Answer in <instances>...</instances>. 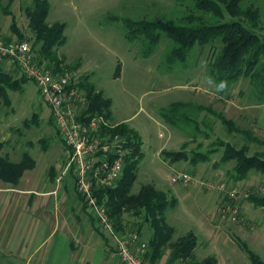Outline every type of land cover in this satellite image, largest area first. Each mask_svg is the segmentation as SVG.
I'll use <instances>...</instances> for the list:
<instances>
[{"label":"rangeland","instance_id":"374dc122","mask_svg":"<svg viewBox=\"0 0 264 264\" xmlns=\"http://www.w3.org/2000/svg\"><path fill=\"white\" fill-rule=\"evenodd\" d=\"M48 1L46 21L65 24L66 40L56 51L66 64L76 65L68 70L79 75L89 74L96 87L112 99L113 120L127 119L125 123L141 136L142 157L131 192H137L143 183H152L166 191L169 198L177 199L173 208L167 206L165 209L166 221L174 227L171 240L192 231L196 238L197 260L213 255L216 264H250L235 240L238 238L264 260V206L247 199L251 193L264 192V175L251 170L243 179L234 180V161L220 160L226 143L235 147L245 145L248 154L264 152V103L255 102L248 80L234 82L227 95L218 93L206 72L211 50L208 46L194 47L186 65L170 66L164 61L167 38L161 39L150 56L143 57L138 44L125 39L121 21L109 19L110 16L143 15L151 18L163 13L175 16L184 6L180 7L174 0ZM250 1L260 9V29L264 33V0H243L242 4ZM30 3L31 0H0V40L21 39L32 44L33 34L25 13ZM18 33L22 34L21 38ZM117 65L120 69L115 77ZM1 69L11 71L14 77L21 75L14 64L4 63ZM8 94L9 104H0V139L4 141L0 153L18 161L23 151H28L35 166L26 169L25 175L38 178L42 183L52 181L53 173L58 179L65 164L66 150L36 84L27 78L20 89L9 90ZM173 101L209 104L240 127L251 130L258 141L241 133L227 132L219 119L206 110L195 115L200 129L198 135L188 136L184 130L169 125L159 114L161 107ZM34 113L38 115L36 123ZM25 119L29 120V125L24 123ZM40 138L47 140L44 147ZM179 149L188 153L187 159L173 161L163 154L164 150ZM194 151L208 152L207 158L190 162ZM178 172L189 173L192 180L185 185L171 181ZM63 177L59 179L57 194L62 192L67 197L72 187L64 189ZM206 181L235 188V198H227L225 191L215 186L202 184ZM228 204L229 210L225 208ZM123 216L124 222H128L126 229L132 230L130 223L137 218L127 213ZM150 232L149 224L144 223L141 235L146 242ZM169 253V247H164L161 264H184L181 260L167 262Z\"/></svg>","mask_w":264,"mask_h":264},{"label":"trees","instance_id":"16d2710c","mask_svg":"<svg viewBox=\"0 0 264 264\" xmlns=\"http://www.w3.org/2000/svg\"><path fill=\"white\" fill-rule=\"evenodd\" d=\"M174 1L180 7L184 6V9L178 10L179 13L175 16L163 13L151 18L143 15L110 16L109 19L121 21L125 39L129 43H137L139 53L143 57L150 56L161 39L167 38L169 42L165 48L164 61L170 66L175 63L186 65L190 51L194 47L208 46L211 50L206 72L217 92L227 95L234 82L247 79L251 96L257 104H263L264 33L260 29L259 7L252 1L244 5L243 0ZM49 8L48 0H31V3L25 7L28 26L33 34L31 49L40 64H44L54 72L63 73L75 68L76 65L71 67L64 62L63 56L57 54V46L66 40L63 34L65 24L59 21L48 23L46 16ZM18 35L19 38L22 37L21 33ZM2 41L11 42L9 38H4ZM119 69L117 65L115 77ZM26 79L23 74L14 77L11 71L0 69V104L8 105L10 102L8 91L20 89ZM78 86L85 92L87 98V107L84 111L87 116L102 114L111 121L112 99L96 87L89 74L79 75ZM202 110L212 113L219 119L227 132L241 133L251 140L258 141L251 130L240 127L233 119L226 117L209 104L173 101L161 107L159 114L169 125L184 130L188 136L195 137L198 135L197 132H200L195 115ZM33 117H36L34 119L36 123L37 113H34ZM50 121L52 122L51 118ZM202 122L208 126L203 120ZM24 123L30 124L28 119H25ZM112 123V125H102V129L112 136L118 134L123 145L128 149L124 156V169L115 185L96 188L94 195L99 202L104 203L114 223L115 231L118 234L134 231L141 235L142 225L146 222L149 224L151 232L147 242L143 239L146 243L145 247L139 248L140 244L133 246V251L143 264H157L163 255L164 247L170 249L167 258L169 263L181 260L184 264H216L217 260L213 255L197 260L194 252L196 238L192 231L171 240L174 227L166 221L165 209L167 206L173 208L176 205L175 197L169 198L166 191L155 187L152 183H143L137 192H131L137 174V164L142 157V139L140 134L125 122ZM56 133L58 134L57 130ZM39 141L44 147L47 140L40 138ZM3 144L4 141L0 139V151ZM163 154L173 161L188 158V153L183 149L164 150ZM207 155L208 152L194 151L190 162L205 160ZM220 160L234 161L232 175L234 180L243 179L251 170L264 175V152L248 154L245 145L235 147L231 143H226ZM34 166L35 160L28 151H23L18 161L10 160L7 154L0 153V179L3 181L15 184L26 169ZM247 199L264 206V192L251 193ZM80 200L86 207L81 197ZM124 213L137 218L130 223L132 230L126 229L128 222H124ZM235 240L246 253L250 264H264L261 256L250 249L245 241L238 238Z\"/></svg>","mask_w":264,"mask_h":264},{"label":"built area","instance_id":"2783aa9c","mask_svg":"<svg viewBox=\"0 0 264 264\" xmlns=\"http://www.w3.org/2000/svg\"><path fill=\"white\" fill-rule=\"evenodd\" d=\"M4 63L14 64L21 74L32 79L42 101L50 109L49 116L66 150L65 164L58 181L66 174L72 176L75 191L101 231L112 241L121 261L124 264H143L133 251L136 244H140L141 249L145 247L141 235L134 231L118 234L104 203L94 195L96 188L115 185L124 169V156L128 149L118 134L112 136L102 129V125H112V121L102 114L88 117L84 112L87 98L78 86L79 74L70 70L54 72L40 64L28 41L0 40V69ZM191 180L187 172H178L171 177V181L184 185ZM202 184L225 191L227 198L236 196V189L226 187L225 183L206 181ZM225 208L229 210L230 204Z\"/></svg>","mask_w":264,"mask_h":264},{"label":"crops","instance_id":"0c3cea01","mask_svg":"<svg viewBox=\"0 0 264 264\" xmlns=\"http://www.w3.org/2000/svg\"><path fill=\"white\" fill-rule=\"evenodd\" d=\"M126 120L111 118L115 123ZM26 171L15 184L0 179V262L124 264L83 206L72 177H63L64 189L72 187V193L64 197L62 192L57 194L59 181L54 173L51 182L42 183L25 175Z\"/></svg>","mask_w":264,"mask_h":264}]
</instances>
